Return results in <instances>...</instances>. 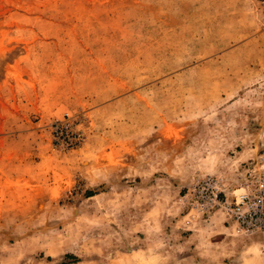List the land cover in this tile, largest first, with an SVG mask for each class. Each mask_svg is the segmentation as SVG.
Listing matches in <instances>:
<instances>
[{"label": "rangeland", "instance_id": "1", "mask_svg": "<svg viewBox=\"0 0 264 264\" xmlns=\"http://www.w3.org/2000/svg\"><path fill=\"white\" fill-rule=\"evenodd\" d=\"M215 186L264 194L257 0H0V264H264Z\"/></svg>", "mask_w": 264, "mask_h": 264}, {"label": "built area", "instance_id": "2", "mask_svg": "<svg viewBox=\"0 0 264 264\" xmlns=\"http://www.w3.org/2000/svg\"><path fill=\"white\" fill-rule=\"evenodd\" d=\"M257 1L264 13V0ZM204 196L207 211L225 209L229 219L238 225L241 232L250 236L264 234V194L260 189L249 187L245 193L234 195L232 202L227 200L224 191L218 186L212 188L211 193L207 191Z\"/></svg>", "mask_w": 264, "mask_h": 264}, {"label": "trees", "instance_id": "3", "mask_svg": "<svg viewBox=\"0 0 264 264\" xmlns=\"http://www.w3.org/2000/svg\"><path fill=\"white\" fill-rule=\"evenodd\" d=\"M92 196V195H91Z\"/></svg>", "mask_w": 264, "mask_h": 264}]
</instances>
